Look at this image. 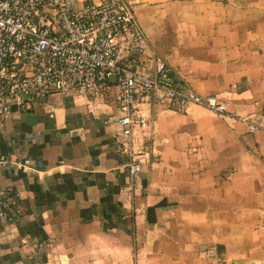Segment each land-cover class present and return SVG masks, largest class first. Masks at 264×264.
<instances>
[{
	"label": "crops",
	"instance_id": "crops-1",
	"mask_svg": "<svg viewBox=\"0 0 264 264\" xmlns=\"http://www.w3.org/2000/svg\"><path fill=\"white\" fill-rule=\"evenodd\" d=\"M123 1L146 35L145 69L164 60L227 112L146 106L131 179L114 83L93 101L14 107L0 134L14 204L0 264H264V132H251L264 126V0Z\"/></svg>",
	"mask_w": 264,
	"mask_h": 264
},
{
	"label": "built area",
	"instance_id": "built-area-1",
	"mask_svg": "<svg viewBox=\"0 0 264 264\" xmlns=\"http://www.w3.org/2000/svg\"><path fill=\"white\" fill-rule=\"evenodd\" d=\"M146 35L123 0L80 6L78 0H0V134L18 106L26 111L36 97H87L118 88L123 153L131 179L142 171L141 153L131 146L136 128L146 129L143 109L154 103L166 111L198 105L225 115L215 95L204 97L157 59L153 71L141 58ZM89 106L90 111L91 108ZM264 132L253 125L251 132ZM6 167L10 162L0 159ZM9 192L0 191V223L13 220Z\"/></svg>",
	"mask_w": 264,
	"mask_h": 264
}]
</instances>
